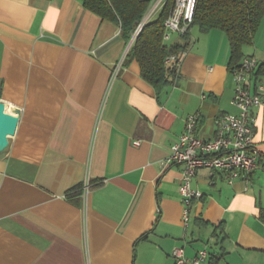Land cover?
<instances>
[{
    "label": "crops",
    "instance_id": "0c3cea01",
    "mask_svg": "<svg viewBox=\"0 0 264 264\" xmlns=\"http://www.w3.org/2000/svg\"><path fill=\"white\" fill-rule=\"evenodd\" d=\"M263 37L264 19L243 48L258 63L252 93ZM128 42L79 0H0V101L20 110L0 153V264H174L177 247L189 259L206 249L202 264H264V107L252 111L260 159L248 184L198 170L186 231L182 167L165 162L188 115L212 139L215 120L237 112L226 34L193 26L174 39L187 51L160 93L125 58Z\"/></svg>",
    "mask_w": 264,
    "mask_h": 264
},
{
    "label": "built area",
    "instance_id": "2783aa9c",
    "mask_svg": "<svg viewBox=\"0 0 264 264\" xmlns=\"http://www.w3.org/2000/svg\"><path fill=\"white\" fill-rule=\"evenodd\" d=\"M167 0H151L142 19L131 34L128 48L142 30L163 9ZM196 0H172V6L163 23V41L170 39L171 34L180 38L189 32L193 20ZM185 53V52H184ZM184 54L181 55V59ZM175 60L174 56L167 57L165 64ZM257 60L247 56L230 73L234 81V94L231 105L236 109V114H224L215 120V136L212 139L198 137L197 123L199 113L190 114L184 121V131L171 147L166 158L168 165L182 167L178 192L182 203L181 220L184 231L187 230L191 218V206L195 200L202 197V193L193 189L191 182L200 169L211 173L227 174L228 184L236 179H241L248 184V178L259 166L260 152L254 143L253 126L256 118L254 108L264 107V86L255 85V91H250V78L257 67ZM121 69L119 62L112 70L111 81ZM138 145V142L135 143ZM89 167V165H88ZM92 183L87 171L79 188V198L85 209ZM174 264H202L207 258L206 249H202L189 259L182 248L172 250Z\"/></svg>",
    "mask_w": 264,
    "mask_h": 264
},
{
    "label": "trees",
    "instance_id": "16d2710c",
    "mask_svg": "<svg viewBox=\"0 0 264 264\" xmlns=\"http://www.w3.org/2000/svg\"><path fill=\"white\" fill-rule=\"evenodd\" d=\"M81 5L92 13L119 26L127 42L142 19L151 0H79ZM172 6L167 0L163 9L148 22L136 36L125 58L135 60L143 80L160 93L169 85L179 68L181 55L188 44L167 45L163 41V23ZM264 19V0H196L193 20L189 29L196 26L207 33L218 29L223 31L229 42V71L243 59V48L252 44L254 35ZM188 34L181 38L187 40ZM174 56L175 60L166 65L165 59ZM255 75L264 76V62L258 65ZM79 193V191H78Z\"/></svg>",
    "mask_w": 264,
    "mask_h": 264
},
{
    "label": "water",
    "instance_id": "95a60500",
    "mask_svg": "<svg viewBox=\"0 0 264 264\" xmlns=\"http://www.w3.org/2000/svg\"><path fill=\"white\" fill-rule=\"evenodd\" d=\"M19 114V109L7 107L0 101V153L8 146V138L16 131Z\"/></svg>",
    "mask_w": 264,
    "mask_h": 264
},
{
    "label": "rangeland",
    "instance_id": "374dc122",
    "mask_svg": "<svg viewBox=\"0 0 264 264\" xmlns=\"http://www.w3.org/2000/svg\"><path fill=\"white\" fill-rule=\"evenodd\" d=\"M178 38H179V36L177 34H173L172 33L170 39L168 41H166V44L170 45L171 43H173L174 39H178ZM263 39H264V37H263ZM252 44H253V42H252ZM262 44L264 45V40H263ZM253 46H254V44H253ZM246 47H250V45L249 46H245L244 49ZM262 82L264 83V79L262 80Z\"/></svg>",
    "mask_w": 264,
    "mask_h": 264
},
{
    "label": "bare ground",
    "instance_id": "6f19581e",
    "mask_svg": "<svg viewBox=\"0 0 264 264\" xmlns=\"http://www.w3.org/2000/svg\"><path fill=\"white\" fill-rule=\"evenodd\" d=\"M6 112H8V111L6 110Z\"/></svg>",
    "mask_w": 264,
    "mask_h": 264
}]
</instances>
